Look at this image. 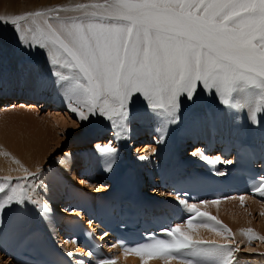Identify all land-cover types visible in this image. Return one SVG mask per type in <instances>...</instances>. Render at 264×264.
Wrapping results in <instances>:
<instances>
[{
	"label": "snow or ice",
	"instance_id": "snow-or-ice-1",
	"mask_svg": "<svg viewBox=\"0 0 264 264\" xmlns=\"http://www.w3.org/2000/svg\"><path fill=\"white\" fill-rule=\"evenodd\" d=\"M52 11L56 14H28L41 18V22L37 24L34 19L35 30L26 31L32 32L34 44L50 51L54 73L69 82L62 87L70 111L81 122L94 115L123 121L133 97L141 95L152 108L162 110L159 115L165 125L174 123L181 98L194 101L201 88L214 90L220 103L232 109L255 104L249 117L254 122L256 113L264 111V0H97ZM62 11L80 14L61 16ZM28 15L12 17L8 22L20 32V22ZM60 69L69 70L71 76ZM244 89L253 91L243 97L237 95ZM103 151L109 154L110 164L116 149ZM40 172L39 168L34 173L24 169L25 175L15 182L4 177L0 182V193H4L0 211L36 203L35 181L40 179ZM255 190L264 196V177ZM178 199L186 203L179 195ZM239 199L243 203L245 197ZM209 202L218 204L219 200L199 203ZM37 207L42 213L49 211L43 201ZM189 209L195 217L215 220L220 226L218 234L225 233L223 242L194 238L189 234V219L188 230L181 225L162 229L170 239H156L134 249L135 254L141 259L160 258L175 264H209L196 257H213L211 264H225L234 251H255L239 245L233 248L231 231L200 211L198 203L190 204ZM242 234L249 242L264 241V236H257L250 228Z\"/></svg>",
	"mask_w": 264,
	"mask_h": 264
},
{
	"label": "bare ground",
	"instance_id": "bare-ground-1",
	"mask_svg": "<svg viewBox=\"0 0 264 264\" xmlns=\"http://www.w3.org/2000/svg\"><path fill=\"white\" fill-rule=\"evenodd\" d=\"M57 1L58 2L63 1L64 3L67 2L66 3L67 5L69 4L77 5L79 3L97 2V0H77L78 2L72 1V0H57ZM36 2H37L36 0H0V21L1 19H4L5 15H7V12H10V11L12 14L18 11L21 15H28L30 13H35L37 11L41 12L45 8V6L43 7L42 5ZM71 12L68 11V13L64 14V16H69V15L74 16V15L80 14L78 12H73V13ZM61 16H63V14H61ZM28 18H30V21L27 20V21L20 22L21 25L25 28H29L30 22L33 21L34 19L36 20L37 24L41 22V18H35L30 15H28ZM28 37H26V35L25 36L23 35L11 36L9 38V41H12V42L9 43V45L10 46L17 45L11 48L20 47L17 50H21L25 52L30 48L28 46L30 44L28 43L29 41ZM6 39L8 40V38ZM37 51L40 53H44L47 56V58L43 59V61L40 62V65L42 63L44 68H48V70L51 69L52 71H54L56 66H53V67L49 66L50 64H53L52 63L53 56L50 53V51L47 48H40L39 46H37ZM38 64H39V61H38ZM44 70H47V69H44ZM59 71L63 73L64 75L71 76V73L67 69H60ZM30 87H31L30 90L20 91L18 96H16V98H14L11 101L0 100V111L3 110L4 108L9 107V109H7V112H4L3 114H1L0 117L8 113V111H11L10 110L11 108L14 109L18 105L24 106V103H21V102L15 103V101H18V99H22L25 101L27 99H31L34 102H41L42 106L43 104H46V105L51 104V101L53 100V102L56 104L54 105L56 106L55 107L56 109L58 107L66 108L67 110H69L71 114L77 115L76 113H73L70 111L69 101L67 99L66 94L64 95L61 93H56L55 98L50 99L44 93H42L43 95L39 94L40 91H38L37 89H33L32 86ZM246 90L245 92H239L237 95L241 97L249 95L250 92L246 93L247 92ZM209 93L214 94L215 91L213 90ZM215 95L217 94L215 93ZM0 96L2 97L3 95H0ZM181 99H182V102H181L180 108L178 112L176 113L178 119L176 120V122L169 123L166 125H165V122L161 119V116L159 115V113L162 110L152 108L149 102L143 96L136 95L135 97H133L132 102L130 104L128 116L130 115L132 118L136 117L137 119L136 121H138L137 129H139V132L142 131L143 129L147 130L149 129V127H151L152 131H155L158 134L161 133V135L158 136L160 138V144L162 146L158 154V156H161V159L159 161L158 166L156 165V168H159V169L156 170L155 168L156 170L155 173L159 171V179L163 177H173V176L180 175L181 173L185 171H190L189 168L193 166L195 167L194 169H197L204 174L222 177V175L226 172V170L234 163V160H232L231 164H226L225 161L222 160L223 164L226 165V167L225 168L223 167V169H220V168L218 169L219 166H222V164L220 163L221 162L220 155L217 156L219 157V159H217V157H214L213 155L212 156L203 155L206 158L201 159V154L198 152V150H195L194 152L198 154L190 153L184 160L180 159L179 150L182 144L178 139L179 118L182 114L194 113V112L201 110V108L203 107L201 105L200 106L196 105L197 107L188 109L186 107V105H188L186 103V99L184 98H181ZM215 101L221 104L218 99V96L216 97ZM195 102L203 103V101H195ZM195 102H194V105L196 104ZM254 105L255 104L244 107L246 108L247 114L251 113V110L252 108H254ZM204 108L205 107H203V111H204ZM238 110L242 111V109H238ZM100 117L101 116L99 115H94L87 121H83V122L80 121L81 126H82L81 134L83 135L85 132L87 133L91 131V128L93 127V125L95 127L98 126L100 128L111 126L114 129V131L117 133V135H119L121 139H124V136L127 134V131L129 130L128 128L131 129L130 126L127 127V123L125 122L126 123L125 124L124 121L116 120L114 122L113 120H109L107 117H102V118ZM63 119L65 120V118ZM56 120H58V118ZM1 122L2 121H0V123ZM204 122L205 121L203 120L197 119L196 124L190 128L189 130L190 140L194 139L191 142L192 145H194V143H198V140H195L194 138L195 135L197 134H198L197 136L198 139H200V141H202L204 145L206 143L208 147L206 145L205 146L208 149H210L211 147L213 148L215 142L219 143L220 145L218 146V148L219 147L221 148L219 149L221 153L228 149L236 152L240 147L244 145H248L249 147L253 148L258 159L261 161H264V150L261 151L260 147H256L252 142L250 144L249 143L250 139L245 137V140L243 141L242 144L240 140L241 145L240 144L235 145L233 143L235 142L234 139H231V140L227 139L226 136L228 133H225L224 135L225 140L221 138V135H222L221 131L217 132L218 137H216L214 132L213 134L211 133L210 128L217 125L213 120L210 119L207 125ZM121 124L125 126L120 127ZM208 125H210V127H209L208 139H207L205 132L207 131ZM67 130L68 132L66 133V137L69 140L75 141L76 138H78L79 132L75 133L73 130V127H68ZM112 140H114V138ZM208 140L209 142H207ZM82 141H84L83 143H85V140H82ZM100 141L101 140L93 142L94 145L92 144L93 146L90 149L86 147H82V146H78L80 148L78 147L73 148L70 152H67V155H65L64 158H60L56 160L55 162L56 170H55L54 175L39 174L40 179L35 181L36 190L38 191L36 200L40 199L41 201L45 203L46 207L49 209L47 213H42L41 211L34 210V209H31L30 211H23V212L19 210L17 211L15 207H17L18 205L8 206L4 208L2 211H0V216H1L0 223L3 221V223L0 224V237H2L0 238V250L3 253L9 254L8 256L10 257L8 258H11V252H12L13 246L16 245L18 241L26 235V233L30 232L33 229L43 230L47 234H49L54 241H59L60 236L58 235V233L65 234L68 220L76 216H79V215L80 216L90 215V213L94 211V208H93L94 199L95 198L103 199L107 194L111 193L117 181L120 179V177H122L126 169L128 168L133 169L139 175L141 184L143 182V179H145V182L146 180L149 181V184L154 183V180L152 177L153 173L152 171H149V170L153 169V167L155 166H153V163L150 161L144 162V159L147 157L144 156L145 157L144 159H140L138 157H134L133 159H130V157L126 156L122 160H120V162H118V158L114 157L112 162L109 164L108 159H107L109 154L103 151V149L106 147L105 146L106 143L103 144V142H100ZM72 143H75V142H72ZM199 144H201V142ZM192 145L189 147L190 150L193 149ZM32 147L33 145L30 142L14 141V143L9 142L5 144L0 140V182H2L4 177H11L12 180H14V179L24 176L25 175L24 169H28L29 172H33V173L37 171V169L42 164V160L44 159V157H41L39 161H36L35 159L31 160L28 154L31 152ZM173 154L175 155L174 157H173ZM87 162H88L87 170H82L81 171L82 173L80 174H84V175H87V177H90L91 172L96 170V172H100V174L103 176V179L106 178L105 180H107V183L110 184L109 186L106 185L105 183V185L103 186L101 185L98 187L99 190L95 189L90 193H86L84 189L85 187H82L81 185H75L73 182L68 180L69 178L68 179L63 178V175L65 176L64 173L68 171H72L75 165L82 166V165H85V163ZM199 164H203L204 168L202 167L200 168V169H203L202 171L199 168H196L198 167ZM67 176H68V173H67ZM29 187H31V185H29ZM64 187H66V191L63 190ZM61 193L65 195V200H64V203L62 204V207L65 205L64 209H62V207L58 206L57 204L55 205V203L53 202V199H57L58 198L57 196H59ZM142 193L145 194L146 192L143 191ZM155 193H156V196L154 198L162 202L163 205L167 207L168 209H172L173 211L177 213L182 212L183 210H186L184 205L181 204L179 200L173 198L172 195H166V194L164 195V193L158 194L156 190L154 191V194ZM1 195L4 196V193H2ZM91 197H92V201L90 200ZM244 197L245 199L243 203L250 200L248 204H249L251 211H254L256 207H258V204H256L254 200L264 198V196H261L260 194H257L254 196H244ZM85 200L86 202H84ZM239 203H241L239 197L238 198L232 197V198H227L225 201L220 202L218 204L206 203L201 208H202V211L207 212L209 216L215 217L217 220L220 216H223V215L231 216L234 212L233 210L236 209L235 208L236 205H238ZM69 205H72V206L68 209L67 207H69ZM7 211L12 213V215L7 219L5 218L6 220H2V217H4L2 215H4ZM221 212H222V215H220ZM27 219H31L32 223L29 224ZM210 221H215V220H208L206 217L205 218L199 217L197 222L195 224H192L189 234L197 239L215 240L218 243H221L222 242L221 235L218 234V231L212 228V224ZM60 222L62 224H60L61 225L60 228L57 229L56 224ZM240 222H243V221H240ZM201 224H205L208 227H198V225H201ZM251 225L239 223L235 225V228L231 227L232 229L231 231L233 232V236L235 237V239L240 238V240L242 239L245 240L246 236H244L242 233L243 231L249 228L252 229L253 232L257 236H264L263 227H260V226L255 227ZM181 227L183 230H188V224H184ZM14 238H17V239L15 240V242H12ZM64 238L66 239V241H68L67 237H64ZM257 241L260 242V240H257ZM255 246H256V243H255ZM61 248L65 254H72V256H74L73 258L77 260L76 264H92L93 263L92 259L85 253H82L81 250L74 244L69 243L67 244V246L61 245ZM185 255L187 256L188 253H185ZM113 256L116 260L114 264H175V261L169 262V261H165L164 259L148 260L146 258L141 259V257L128 256L125 252L117 250L116 248H113ZM196 259H205L209 262V264H211V261H213L215 258L196 257ZM229 260L230 258L227 259L225 264L230 262Z\"/></svg>",
	"mask_w": 264,
	"mask_h": 264
},
{
	"label": "rangeland",
	"instance_id": "rangeland-1",
	"mask_svg": "<svg viewBox=\"0 0 264 264\" xmlns=\"http://www.w3.org/2000/svg\"><path fill=\"white\" fill-rule=\"evenodd\" d=\"M36 1V3L42 5L43 7L45 6V8L41 12L45 13L46 15H55L56 13L52 10L57 8L71 9L75 6L74 4L67 5V2H58L57 0ZM72 1L78 2L77 0ZM66 13H68V11H62L59 14H63L64 16V14ZM71 13H73V11ZM11 14V11L7 12V15H5L4 19H1L0 21V95H3L2 97L0 96V100L11 101L16 98V96H18L20 91L30 90V86H32L33 89H37L38 91H40L39 94L44 93L50 99H54L56 93L65 95V88L62 87V85L67 82L63 81L61 77L55 74L51 69L48 70V68H44L42 63V66L40 65V62H42L43 59L47 58V56L44 53H40L37 51L38 45L32 42V32L26 31L28 29L34 31L36 28V24L31 21L29 24V28H25L21 25V33H19L16 31V29H14L15 26L8 21L12 17L21 14L18 11L14 12L12 15ZM27 20L30 21V18H28ZM10 35H26V37L29 36L28 43H32V47H30L25 52L17 50L20 47L11 48L17 45H9V43L12 42L9 41V38L11 37ZM6 38H8V40ZM49 66L53 67L55 65L50 64ZM245 90L246 89H244L243 92H245ZM246 91V93H251L253 90L247 89ZM216 97L217 95H215V93L211 94L207 90L201 88V90L197 93L194 101L189 102L188 100H186V103L188 104L186 105V107L188 109L197 107L196 105H201L205 108L204 111L202 107L201 110H196L197 112L182 114L179 118L178 139L182 144L179 150V157L181 160H184L190 153L194 154L195 150H199L200 145L204 144L202 143V141H200V139H198V134L194 137L195 140H198V143H194V145L191 144L192 140L194 139L190 140L189 137V130L196 124L197 119L205 121L204 123L206 125L209 123L210 119L213 120L217 124L216 126H214V133L216 137H218L217 132L221 131V138L225 140L224 135L225 133H228L226 136L227 139H234L235 142L233 143L235 145H239L240 140L242 144L246 137L250 139V144L252 142L256 147H260L261 151L264 150V111L256 113V118H258L254 122L249 118L251 113L247 114L246 108H240L242 109V111L229 108L228 106L216 102ZM195 101H203V103H197ZM16 102L24 103L25 107L18 105L19 107L16 106V108L14 109L11 108V111H8V113L0 117V121H2L0 123V140L5 144L9 142L14 143V141L30 142L33 145L31 152L28 154L30 159L39 161L41 157H44V159L42 160V164L39 167V169H42V172H40V174L54 175L56 170V160L64 158L65 155H67V152H70L73 148L82 146L90 149L94 145L93 142L101 140L100 142H103V144L106 143L105 148L109 146L116 149V152L112 155H114L115 158H118V162H120V160H122L126 156L130 157V159H133L134 157L144 159L145 157H147L144 159V162L150 161L153 163V166H155H152L153 169L149 170L153 173L152 177L154 183L149 184V181L146 180L145 187H143L145 190L151 191V193H154V191L156 190L157 182L159 179V171H157V173L155 172L157 169H159L156 168V165L158 166L161 159V156H158V154L160 148L162 147L160 144V138L158 136L161 135V133L158 134L155 131H152L151 127H149V129L147 130L143 129L139 132V129H137L138 121H136V117L132 118L129 115L125 120H123L124 123H127V127H131V129L128 128L129 130L125 135L126 137L124 136V139H121V137L117 135V133L111 126L100 128L93 125V127L95 128L92 127L91 131L87 133L85 132V135L83 134V136L81 134V122L77 118V115L71 114L66 108L58 107L56 109V106H54L56 104L53 102V100L51 101V104H43V106L41 102H34L31 99H27L26 101L18 99V101H15V103ZM194 102L196 103L195 105ZM255 106L256 105H254V107ZM261 107L264 108V104H262ZM7 109H9V107L1 110L0 115L4 112H7ZM56 117L58 118V120H56ZM63 118H65V120ZM68 127H73L75 133L79 132L78 138H76L75 141L69 140L66 137ZM209 127L210 125H208L207 131L205 132L207 139L209 134ZM210 129L211 133H213V128ZM113 138L114 140H112ZM82 140H85V143H83L84 141ZM200 142L201 144H199ZM207 142H209V140ZM191 145L193 147L192 150H190L189 148ZM205 145L207 146L206 143ZM214 145H216V148L213 146L215 149L211 147L212 149L210 148V151H212V155L214 157H217L220 151L219 149L221 148H218L220 144L217 142H215ZM216 149L219 151H217ZM174 156L175 155L173 154V157ZM87 167L88 162L82 166L75 165L72 171L64 173L65 176L63 175V178H69L68 180L73 182L75 185H81L82 187H85L84 189L86 193H90L93 190L98 189L99 186H103L105 185V183L108 186L110 185L109 183H107V180H105L106 178L103 179V176L100 174V172H96V170L91 172L90 177H87V175L84 174H80L82 173V170H87ZM201 167L204 168L203 164H199L196 168L200 169ZM194 168L195 167L192 166L189 168V170ZM219 168L220 166L218 167V169ZM200 170L202 171L203 169ZM16 180L17 179H14L13 182H15ZM63 190L66 191V187H64ZM1 194L2 193H0V195ZM57 197V199H53V202L55 203V205L57 204L58 206H61L64 203L65 195L61 193ZM90 200L92 201V197L90 198ZM40 202L41 200L38 199L36 200V203L28 202L26 203V205H18L15 208L17 209V211L19 210L21 212L30 211L31 209L38 210L37 206ZM84 202H86V200ZM248 202H250V200L244 203H239L238 205H236V209L233 210L234 212L231 216L223 215L224 217L220 216L221 218L219 217L217 220H219L221 225H223L230 231L232 230L231 227L235 228V225L239 223H244L246 225L252 224L255 227L260 226L264 228V198L254 200V202L258 204V207H256L254 211L250 210ZM64 206L62 207V209L65 208ZM71 206L72 205H69V207L67 208L69 209ZM6 213L2 215L4 216L2 217V220H6L12 215V213L8 211ZM220 215H222V212L220 213ZM27 221L29 222V224L32 223L31 219H27ZM210 222L212 224V228L218 231L220 226L216 225L215 221ZM2 223L3 221L0 224ZM60 224L62 223L60 222L56 224L57 229L60 228ZM231 233L232 238L235 241V243L232 245L233 248H235L236 245H239L241 248H245L247 246L254 248L255 251L252 253L244 251H234L231 257H229L230 262H228L227 264H264V241L259 242L256 239H253L251 242H249L247 237L245 238V240H240V238L235 239L232 231ZM59 234L60 233H58V235ZM219 234L221 235V239L223 242V236L225 235V233L219 232ZM16 239L17 238H14L12 242H15ZM255 243L257 247L255 246ZM0 264H13L11 262V259L8 258V255L6 253H3L1 250Z\"/></svg>",
	"mask_w": 264,
	"mask_h": 264
}]
</instances>
